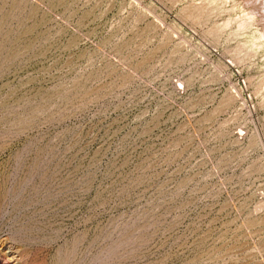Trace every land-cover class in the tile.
<instances>
[{
  "label": "rangeland",
  "instance_id": "obj_1",
  "mask_svg": "<svg viewBox=\"0 0 264 264\" xmlns=\"http://www.w3.org/2000/svg\"><path fill=\"white\" fill-rule=\"evenodd\" d=\"M263 2L0 0V264H264Z\"/></svg>",
  "mask_w": 264,
  "mask_h": 264
},
{
  "label": "bare ground",
  "instance_id": "obj_2",
  "mask_svg": "<svg viewBox=\"0 0 264 264\" xmlns=\"http://www.w3.org/2000/svg\"><path fill=\"white\" fill-rule=\"evenodd\" d=\"M264 3V2H263ZM264 22V21H263ZM111 252V251H110Z\"/></svg>",
  "mask_w": 264,
  "mask_h": 264
}]
</instances>
